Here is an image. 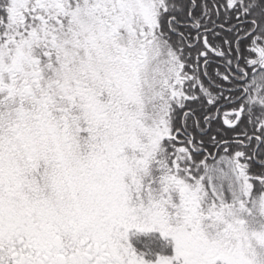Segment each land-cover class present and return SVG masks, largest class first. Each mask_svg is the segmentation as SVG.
Masks as SVG:
<instances>
[{
	"label": "snow or ice",
	"instance_id": "1",
	"mask_svg": "<svg viewBox=\"0 0 264 264\" xmlns=\"http://www.w3.org/2000/svg\"><path fill=\"white\" fill-rule=\"evenodd\" d=\"M0 264H264V0H0Z\"/></svg>",
	"mask_w": 264,
	"mask_h": 264
}]
</instances>
